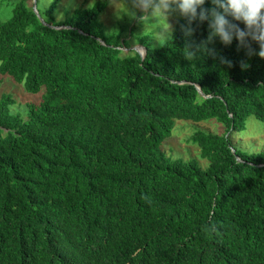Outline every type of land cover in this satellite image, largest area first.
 <instances>
[{
    "label": "trees",
    "instance_id": "16d2710c",
    "mask_svg": "<svg viewBox=\"0 0 264 264\" xmlns=\"http://www.w3.org/2000/svg\"><path fill=\"white\" fill-rule=\"evenodd\" d=\"M41 1L35 12L33 0H0V75L41 94L21 112L0 96V264H264L254 34L239 48L235 36L227 46L213 37L201 50L208 20L179 16L155 47L151 30L136 32L143 16L103 29L108 0L63 22L61 0ZM202 7L207 15L210 0ZM131 40L143 59L124 52ZM178 121L220 132L195 130L185 143L198 158L173 159L162 146Z\"/></svg>",
    "mask_w": 264,
    "mask_h": 264
},
{
    "label": "clouds",
    "instance_id": "9594fccd",
    "mask_svg": "<svg viewBox=\"0 0 264 264\" xmlns=\"http://www.w3.org/2000/svg\"><path fill=\"white\" fill-rule=\"evenodd\" d=\"M204 3L205 0H128L126 15L139 20L142 16L149 20L160 18L167 26V17L177 11L188 24L194 20L202 22L207 19L209 31L206 41H201L198 45L201 50L213 37H217L227 46L235 36L239 48V45L245 44L246 36L254 34V39L259 44L256 55L264 57V0H210L212 7L207 9V15L202 7ZM137 11L140 13L138 17H136ZM229 18L231 21L241 22L244 29L241 30L237 24L231 23ZM180 27L184 35L190 36L194 31L190 27L186 28L185 25ZM165 34L167 36V30ZM208 51L212 54L211 49ZM187 53L190 57L194 55L193 52L187 51ZM246 55L251 56L252 50L249 49Z\"/></svg>",
    "mask_w": 264,
    "mask_h": 264
},
{
    "label": "rangeland",
    "instance_id": "374dc122",
    "mask_svg": "<svg viewBox=\"0 0 264 264\" xmlns=\"http://www.w3.org/2000/svg\"><path fill=\"white\" fill-rule=\"evenodd\" d=\"M35 1V0H33ZM96 0H61L57 12L54 15V21L57 22H63L67 17L71 15L74 9L81 8V4L85 8H89L92 6V4ZM109 4L107 8L104 10V12L100 16V22H102L101 26L104 29L107 27V29L111 28H117L118 24L121 22L122 19H124L125 16H127V9L128 7V0H108ZM47 4L50 2V0H44ZM34 6V5H33ZM44 6V3L39 0V3L37 5L38 10H42ZM8 11L4 10L3 14H1L2 20H6ZM178 11L175 13H171L166 20V23L168 26L164 23L163 19H155V20H149L146 18V23L144 24V18L143 17V23L141 22V26L137 28L136 32L142 33L144 30H151L153 32V35L156 36L154 40L149 41L151 45H154L155 47L159 46L164 40L165 37L168 36V34L172 31L173 27L171 26L174 21H176L179 18ZM129 19V18H128ZM44 21L47 23L50 20L44 19ZM128 21H125L123 25H127ZM49 25V23H47ZM121 24V23H120ZM168 27V29H167ZM166 30H167V36H166ZM126 38V37H125ZM135 41V40H133ZM131 40V45L128 49H124V52H127L128 50H133V48H140L141 46L135 44ZM142 51L141 49H139ZM9 95L14 103L13 109H18L17 111H22V107L26 104H38L41 99V94H28L24 92L22 87L19 84H16L11 78L5 77L0 75V96L2 95ZM254 122L253 118H250L247 121L248 123ZM201 129L209 132H220L219 127L213 123V122H206V123H199V124H190L185 123L182 121H178L175 123V127L171 133V136L167 138V140L163 143V150L168 152L170 151V155L172 158H198V150L197 147L191 144L185 143V139H187L195 130ZM264 134V131H260L256 133V138L259 140V136H262ZM249 134H245L244 137H242L241 142L244 141H250L253 139ZM246 146L243 145V149Z\"/></svg>",
    "mask_w": 264,
    "mask_h": 264
},
{
    "label": "water",
    "instance_id": "95a60500",
    "mask_svg": "<svg viewBox=\"0 0 264 264\" xmlns=\"http://www.w3.org/2000/svg\"><path fill=\"white\" fill-rule=\"evenodd\" d=\"M33 5H34V6H33V9H34V11L36 12V10H35V1H33ZM52 28L58 29L59 27H52ZM100 42L102 43V41H100ZM139 49H142V51H140ZM133 51L137 52V53L139 54V56H140L141 59L144 58L145 53H146L144 47H140V48L136 47V48H133ZM196 89H197L198 92L202 95V93L200 92L199 88L196 87ZM202 96H203V95H202Z\"/></svg>",
    "mask_w": 264,
    "mask_h": 264
},
{
    "label": "bare ground",
    "instance_id": "6f19581e",
    "mask_svg": "<svg viewBox=\"0 0 264 264\" xmlns=\"http://www.w3.org/2000/svg\"><path fill=\"white\" fill-rule=\"evenodd\" d=\"M142 50V49H141Z\"/></svg>",
    "mask_w": 264,
    "mask_h": 264
}]
</instances>
